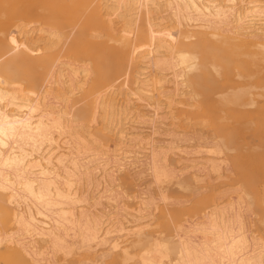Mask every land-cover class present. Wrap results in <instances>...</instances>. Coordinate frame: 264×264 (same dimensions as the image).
Masks as SVG:
<instances>
[{
    "label": "bare ground",
    "instance_id": "1",
    "mask_svg": "<svg viewBox=\"0 0 264 264\" xmlns=\"http://www.w3.org/2000/svg\"><path fill=\"white\" fill-rule=\"evenodd\" d=\"M0 264H264V0H0Z\"/></svg>",
    "mask_w": 264,
    "mask_h": 264
}]
</instances>
